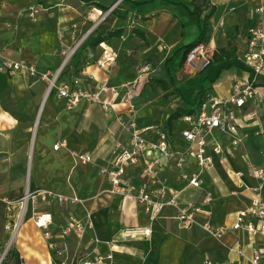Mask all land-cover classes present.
Listing matches in <instances>:
<instances>
[{
  "label": "crops",
  "instance_id": "1",
  "mask_svg": "<svg viewBox=\"0 0 264 264\" xmlns=\"http://www.w3.org/2000/svg\"><path fill=\"white\" fill-rule=\"evenodd\" d=\"M26 1L30 3H0V54L31 65L37 72L32 76L26 70L0 71V254L11 235L6 225L16 222L25 212L4 264H76L79 258L109 253L115 264H246L237 252L239 244L250 255L252 248L262 243L261 238L242 230H232L217 238L203 225L209 222L214 228L230 226L236 222L238 212L252 204L256 194L250 188L257 181L248 172V162L264 168V118L245 124V139L237 147L232 145L229 135L213 132L207 152L213 156L214 164L203 172L200 187L187 185L182 178V173L200 169L193 156L182 169L172 159L160 158L158 154L144 156L129 166L127 178L139 186L150 179L147 162L158 159L154 176L166 179L168 196L170 192L179 193L180 206L167 205L155 218L133 196L113 193L98 165L111 160L119 141L129 139L119 121L131 118L130 106L123 101L122 84L128 81L137 80L139 84L134 100L139 128H161L168 132L173 145L187 147L181 136V131L188 127L183 116L196 114L199 101L206 96H227L235 80L247 76V69L213 58L208 68L197 71L191 85H184L177 75L181 71L177 69L179 63L186 62L189 46L199 38L205 16L212 8L206 43L214 55L227 47L232 38L238 56L245 49L246 29L259 19L256 9L264 0H121L101 22L98 11L118 0H93L94 4L82 0H48L43 4L35 0L36 5L45 7L37 21L17 16ZM97 4L109 6L102 8ZM85 13L90 15L85 17ZM89 20L97 22L95 30L81 40L80 34L91 24ZM116 30L121 35L95 47L88 46L77 59H72L90 34ZM163 44L168 49H163ZM72 49L75 52L57 84L65 83L71 90L96 91L106 83L101 97L109 108L85 99L68 108L67 99L60 98L56 89L50 90L49 81L41 77L48 72L54 75ZM105 50L116 53L117 58L110 66L102 67L99 61L103 60ZM153 63L166 66L167 76L154 75L156 70L152 68L141 73L142 66ZM257 86L255 104L248 107L264 114V70ZM166 98L178 99L181 104L174 106L171 102L169 107ZM190 107H197L193 114L168 122L178 108ZM179 121L181 125H177ZM214 142L221 145L220 154L214 153ZM57 143L61 146L55 149ZM80 152H89L94 163L83 164L75 155ZM28 190L51 191L78 201L60 202L37 193L23 204L21 200ZM262 194L264 199V190ZM193 206L199 207V211L193 212ZM181 209L193 212L196 222L183 226L179 220ZM35 211L51 214V231L57 235L56 248L60 253L49 248L43 230L34 222ZM73 220L86 227L61 238L59 225ZM148 227L150 235H142Z\"/></svg>",
  "mask_w": 264,
  "mask_h": 264
},
{
  "label": "built area",
  "instance_id": "2",
  "mask_svg": "<svg viewBox=\"0 0 264 264\" xmlns=\"http://www.w3.org/2000/svg\"><path fill=\"white\" fill-rule=\"evenodd\" d=\"M120 1L118 0L106 10H99L98 12L101 15L99 22L111 14ZM41 10H45V7L37 5V7L32 8L31 14L35 15ZM231 10H235V7H232ZM256 12L259 15V19L247 27L245 49L238 55V59L247 69V76L235 80L228 89L227 96L211 94L205 98L196 114L183 116V120L188 124V127L181 131V136L187 142V147L178 148L173 145L168 137V132H164L161 128L158 131L153 125L139 128L137 120L134 118V100L139 93L138 81L133 80L122 84V87L125 89L123 101L130 106L129 112L131 113V118L128 121L119 118V121L122 127L129 133V139L128 141H119L116 144L115 153L111 160L98 165L99 173L110 181L113 193L121 196H133L139 204L144 206L147 214L153 218L158 217L165 206H180L179 193L177 191L170 192L171 196H168L166 179L154 176L156 172L155 164L158 159L147 162L146 172L150 179L144 181L139 186L132 184L127 178L129 166L137 164L140 158L144 156L158 154L160 158L172 159L175 162V166L178 169H182L185 162L193 156L196 157L200 169L191 174L182 173V178L187 181V185L200 187L203 184V172L210 169L214 164L213 156L207 152L213 132L219 131L225 135H229L232 145L237 147L245 139L246 135L242 132V128L246 126L245 124H252L264 118V114L256 108H249L255 104L254 100L258 95V78L264 70V4H260ZM162 48L168 49V46L163 44ZM74 52L75 49L70 56L68 54L65 57L62 65L54 75L50 76L48 72L42 74L41 77L49 81L50 90L56 89L60 98L67 99L68 108L77 105L83 99L99 103L105 109L109 108L108 104L101 97V93L107 89L106 83H102L96 91L82 88L71 90L65 83L57 84L58 78L63 73ZM116 57V53L105 50L103 60H100L99 64L102 67L110 66L116 60ZM213 58V51L208 44L206 42H198L187 52L186 64L195 71H203L212 64ZM23 70H26L32 76L37 75L33 66L5 58L0 54V71L15 73ZM149 70V64L140 68L141 73ZM74 83L77 84L78 80L76 79ZM153 133H156L157 137H151ZM59 146L61 144L57 143L54 148L58 149ZM213 151L216 154H220L222 151L221 145L214 142ZM75 155L83 164L94 163L93 157L89 152H80ZM248 172L257 181V184L250 188L256 194L250 207L238 212L236 222L230 226L224 225L214 228L209 222H206L203 227L211 236L217 238L223 237L232 230H242L251 237L261 238L262 243L254 246L250 255L243 244H239L237 252L241 259L246 261V264H264V199L262 194L264 190V168L249 161ZM152 185H156V187L152 188ZM37 193L45 199L56 198L60 202L76 203L78 201L76 198H68L51 191L28 190L26 196L21 200L23 201L22 203L25 204L28 197ZM199 209V207L193 206V212H197ZM193 212L181 209L179 220L183 226H190L196 222ZM24 213L22 212L16 222L9 221L6 225V229L10 231L11 235L8 244H6L0 254V264H4L12 250L13 243L23 222ZM33 219L36 226L43 230L49 248L55 253H60L59 249L56 248L55 238L57 235L51 231V226L54 223L51 214L35 211ZM88 226L91 227V223ZM85 227L83 222L73 220L66 225H59L58 234L61 238L65 239L73 231H82ZM135 229L130 228L129 230L136 231ZM150 233L151 228L148 227L144 228L141 234L148 236ZM76 264L115 263L112 253H109L105 256L82 257L79 258ZM206 264H212V262L206 261Z\"/></svg>",
  "mask_w": 264,
  "mask_h": 264
},
{
  "label": "trees",
  "instance_id": "3",
  "mask_svg": "<svg viewBox=\"0 0 264 264\" xmlns=\"http://www.w3.org/2000/svg\"><path fill=\"white\" fill-rule=\"evenodd\" d=\"M4 0H0V3L3 2ZM39 3H43L45 4L48 0H38ZM88 4H94L96 2H93V0H82ZM98 6L102 7V8H107L105 5L103 4H97ZM203 9L201 8L200 11H202ZM214 10L213 8L211 9V11H209L206 16H205V20L203 21L202 24V28H201V34L199 36V38L192 42L189 46V48H191L193 45H195L198 42H207L208 41V37H207V33L209 31V24H208V20L211 18V16L213 15ZM121 35V31L120 30H116V31H111V32H98V34L96 36H93L92 34H90L85 40L84 42L81 44V46L76 50V52L74 53L72 59H77L78 56L80 55V53L88 46H92L95 47L97 45H99L101 42L107 41L108 39H110L113 36H119ZM230 35V33L228 34ZM230 37V36H229ZM232 39V38H231ZM231 39L229 40V44L227 47H223L220 48L217 53L214 54V59L217 62H224V61H228L230 62V65H243L244 64L238 59V56H236V47L232 45ZM245 67V66H244ZM207 97V96H206ZM205 97V98H206ZM201 99L199 101V105L201 106V104L203 103V101L205 100ZM197 109V107H190V108H178L176 111H174V113H172V115L169 117L168 122L172 123V121L174 119H178L181 116L185 115V114H193L194 111Z\"/></svg>",
  "mask_w": 264,
  "mask_h": 264
},
{
  "label": "rangeland",
  "instance_id": "4",
  "mask_svg": "<svg viewBox=\"0 0 264 264\" xmlns=\"http://www.w3.org/2000/svg\"><path fill=\"white\" fill-rule=\"evenodd\" d=\"M17 1H20L21 2V0H17ZM26 3H27V5L25 7L20 8L19 13H18L17 16H22V17H25V18L32 17V18H34L35 21H37L39 19L40 14L43 11L42 12L40 11L39 13H36L35 15H32L31 14V10H32L33 7H37V5H36L37 2L35 0H30V3H28L27 1H26ZM106 6H109V5L106 4ZM49 11H52V8ZM89 15H90V13L89 14L88 13H85V17H87ZM100 16H99L98 19H100ZM89 22H91V24L90 25H87V27L84 29V32H82V34H80V39L81 40L84 38L85 35H87L88 33H93L94 30H95L94 27H95V24L97 22L96 21H90V20H89ZM11 27L17 29V26L16 25L15 26L12 25ZM72 50H70V51H72ZM150 68H152V70L153 69L156 70V72L154 73V75H156V76H167V69H166V66H164V65H160V64L153 63V64H150ZM177 69H181L180 72H177V71L176 72H177V75H178L179 80L184 85H191L193 77L198 75L197 71H195L193 73H190L189 70H193V69H191V68L188 69V65L186 64L185 61L180 62ZM169 80H171V78H169ZM186 87H188V86H186ZM188 88H186V89H188ZM194 92H192V94L189 95L190 98H192V95L194 94ZM173 94H176V93L174 92ZM165 101H167V102L170 101V105L168 104L169 107H171V102H174L175 103L174 106H177V104H181L180 101H178V99H168V98H166ZM134 113L136 114L135 110H134ZM134 118H136L135 115H134ZM123 120H124V118H123ZM177 125H181L180 121L178 122Z\"/></svg>",
  "mask_w": 264,
  "mask_h": 264
},
{
  "label": "bare ground",
  "instance_id": "5",
  "mask_svg": "<svg viewBox=\"0 0 264 264\" xmlns=\"http://www.w3.org/2000/svg\"><path fill=\"white\" fill-rule=\"evenodd\" d=\"M73 50H74V49H73ZM73 50L69 52V56H70V54L73 52Z\"/></svg>",
  "mask_w": 264,
  "mask_h": 264
}]
</instances>
